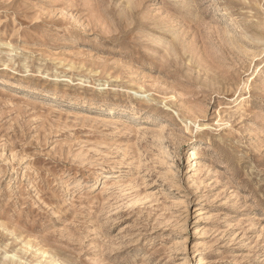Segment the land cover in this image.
I'll return each instance as SVG.
<instances>
[{"label": "rangeland", "instance_id": "obj_1", "mask_svg": "<svg viewBox=\"0 0 264 264\" xmlns=\"http://www.w3.org/2000/svg\"><path fill=\"white\" fill-rule=\"evenodd\" d=\"M0 264H264V0H0Z\"/></svg>", "mask_w": 264, "mask_h": 264}, {"label": "bare ground", "instance_id": "obj_2", "mask_svg": "<svg viewBox=\"0 0 264 264\" xmlns=\"http://www.w3.org/2000/svg\"><path fill=\"white\" fill-rule=\"evenodd\" d=\"M60 78H61V77H60ZM61 79L66 80V79H67L66 75H63V77H62ZM67 80H68V79H67ZM60 81H61V80H60ZM109 107L115 108V106H109ZM115 109H116V108H115ZM113 111H115V110H113Z\"/></svg>", "mask_w": 264, "mask_h": 264}]
</instances>
